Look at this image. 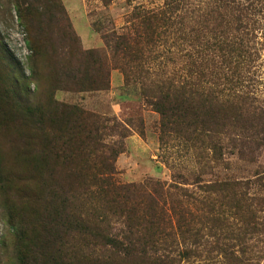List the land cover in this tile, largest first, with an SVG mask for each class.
Segmentation results:
<instances>
[{
  "label": "rangeland",
  "instance_id": "obj_1",
  "mask_svg": "<svg viewBox=\"0 0 264 264\" xmlns=\"http://www.w3.org/2000/svg\"><path fill=\"white\" fill-rule=\"evenodd\" d=\"M206 1L194 3L202 7ZM163 3L0 0V264L54 260L60 243L73 245L78 257L77 262L67 259L64 264H85L77 251L84 248V241L75 243L77 237L57 228L48 206L52 209L51 205L64 200L68 210L74 206L84 215H102L106 205L94 190L96 181L106 177L100 172L111 169L106 174L116 184L142 188L138 202L144 200L143 192L159 201L157 207L163 208L164 222L178 249L190 250L180 264H264V201L256 200L264 198V188H249V210L245 206L230 209L226 194L210 195L214 201L208 203L198 189L205 182L244 181L264 171V142L251 152L240 149L231 142L237 132L230 128V144L221 137L220 157L211 160V152L189 140L188 133L178 127L165 129L161 115L140 93L142 83L146 87L167 77L183 59L175 56L173 63L168 62L163 57L167 48L162 46L157 50L159 57L153 54L147 65L149 73L126 85L120 66L127 62L134 67L135 62L112 54L102 39L105 34L133 37L139 22L136 16L157 12ZM247 4L256 36L249 45L258 56L250 68L251 91L256 105L264 106V0H247ZM90 50L108 55L107 90L73 88L86 84L85 76L95 67L80 54ZM55 103L98 117L94 120L103 147L96 143L93 156L84 158L73 152L69 157L70 149L61 148L69 117L56 110ZM144 205L140 215L147 213ZM171 206L185 209L179 224ZM229 246L230 259L219 250Z\"/></svg>",
  "mask_w": 264,
  "mask_h": 264
},
{
  "label": "trees",
  "instance_id": "obj_2",
  "mask_svg": "<svg viewBox=\"0 0 264 264\" xmlns=\"http://www.w3.org/2000/svg\"><path fill=\"white\" fill-rule=\"evenodd\" d=\"M249 10L251 5L247 0H207L202 7L194 0H164L159 11L136 16L139 22L133 37L130 34L102 36L112 54L118 53L122 60L136 64L130 67L125 61L120 66L126 85L138 82L149 73L147 65L154 59L153 54L159 55L157 50L162 46L167 48V55L163 53V57L168 62L175 56L183 59L181 66L171 70L167 77L151 81L146 87L142 83L140 93L161 115L165 129L178 127L188 133L189 140L199 142L198 147L211 152V160L220 157L221 137L228 138L230 144V128L237 132V138L231 142H236L240 149L247 148L251 152L264 142V106L256 105L251 91L254 79L250 68L258 56L252 44L249 45L256 37L249 23ZM167 42L169 46H165ZM33 46L36 51L37 46ZM80 54L83 59H90L95 67L85 76L86 84H76L73 88L107 90L110 86L108 55L96 50ZM54 107L69 117L67 138L60 144L62 149H70L69 157L74 152L90 158L95 154L93 146L96 143L103 147L98 142L101 136L97 120H94L98 117L76 106L55 103ZM239 152L240 156H246V152ZM111 170L100 172L106 177L96 181L94 190L101 197L102 205H106L102 215H84L74 206L68 210L61 200L55 207L51 205L52 209L48 206L49 212L56 217V221L51 222L64 230L66 236L77 237L75 243L80 239L84 241V248L78 247L77 251L85 264H180L190 250L178 249L164 222L165 212L157 207L159 201L145 191L144 200L138 202L142 188L116 184L106 174ZM253 186L259 191L264 188V171L255 172L252 178L244 181L205 182L198 185V189L208 203L214 201L210 195L219 198L218 195L226 194L230 209L245 206L249 210L252 198L248 190ZM89 187L86 184V189ZM256 200L263 202L264 198ZM141 203L147 210L143 215L139 214ZM219 206L222 207V203L219 202ZM170 211L177 215L179 224L185 209L171 206ZM219 250L230 259V246L224 250L219 247ZM54 254V260L40 264H64L67 259L77 262L73 245L66 247L60 243Z\"/></svg>",
  "mask_w": 264,
  "mask_h": 264
}]
</instances>
